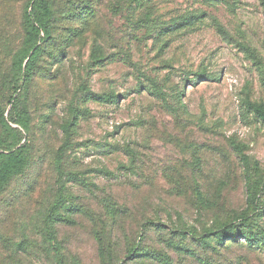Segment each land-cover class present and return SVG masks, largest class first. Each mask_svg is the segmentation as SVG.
<instances>
[{
	"label": "rangeland",
	"instance_id": "1",
	"mask_svg": "<svg viewBox=\"0 0 264 264\" xmlns=\"http://www.w3.org/2000/svg\"><path fill=\"white\" fill-rule=\"evenodd\" d=\"M49 2L26 81L35 0H0V101L19 82L29 112H5L24 165L0 264H264V0ZM225 226L258 241L219 245Z\"/></svg>",
	"mask_w": 264,
	"mask_h": 264
},
{
	"label": "trees",
	"instance_id": "2",
	"mask_svg": "<svg viewBox=\"0 0 264 264\" xmlns=\"http://www.w3.org/2000/svg\"><path fill=\"white\" fill-rule=\"evenodd\" d=\"M32 14L35 16L34 21L31 19V14L28 15L25 13L23 18V23L25 25V29L27 35L25 40L23 41V48H20L18 52H20V71L23 69V62L27 60L26 68H25V79L26 81L30 80L32 76V65L34 64V58L40 53V46H37V41L32 40L34 38L35 30L39 29L35 22H38L40 28L45 30L46 39L52 38V14L53 10L51 8V4L49 0H35V5L33 6ZM31 29V30H30ZM19 82L16 84H9L7 90L4 92L2 96V101H0V191H3L11 179L16 175H19L23 171V163L19 160L16 161V158L20 156V150L16 149L12 151L18 144L19 138L17 139L16 134L12 133V128L10 127L7 118L5 117L6 108L9 104H11V108L9 111L11 119H20L16 120L17 122L24 125L23 120H27L29 118V112L27 108V104H22V96L24 97V93H18L20 87L18 85ZM18 93V94H17ZM17 94V95H16ZM16 95V96H15ZM94 97V96H93ZM96 98V97H95ZM96 99L114 103L117 100V96L115 94H107L98 96ZM248 106L251 110H253L258 117L264 120V106L262 104H258L255 102H249ZM72 125L73 123H67L64 127L65 132V143L63 144L62 148H67L70 143V137L72 134ZM237 148H239L237 146ZM11 153H6L10 151ZM9 160L7 166L2 163L3 160ZM65 190L61 188L59 199L55 204L52 205L49 213L48 219L52 220L58 215L60 208L65 206ZM216 237L217 242L219 245H222L225 240H230L232 242H238L239 236H242V239L246 240L250 246L255 245L258 241L257 236L254 232L250 234L247 232H239L235 231L232 226H225L221 229H218L212 232Z\"/></svg>",
	"mask_w": 264,
	"mask_h": 264
}]
</instances>
